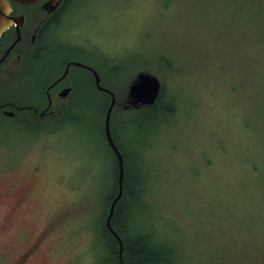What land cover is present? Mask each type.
<instances>
[{
    "label": "rangeland",
    "instance_id": "1",
    "mask_svg": "<svg viewBox=\"0 0 264 264\" xmlns=\"http://www.w3.org/2000/svg\"><path fill=\"white\" fill-rule=\"evenodd\" d=\"M52 42L56 54L93 65L114 93L117 142L151 145L154 215L138 217L171 250L162 264H264V0H75ZM55 61L51 75L62 68ZM140 72L160 79L174 116L125 106ZM72 73L79 90L60 118L31 128L0 117V264L105 258L107 97L87 72ZM31 88L26 80L12 93L30 103Z\"/></svg>",
    "mask_w": 264,
    "mask_h": 264
},
{
    "label": "flooded vegetation",
    "instance_id": "2",
    "mask_svg": "<svg viewBox=\"0 0 264 264\" xmlns=\"http://www.w3.org/2000/svg\"><path fill=\"white\" fill-rule=\"evenodd\" d=\"M74 1L41 0L36 4L27 5L9 0L12 20L0 36V60L12 45L15 46L0 65V93L5 95L0 100L1 118L36 128L46 120L47 123L68 113L67 101L79 90L78 79L72 73L73 68L87 72L95 90L110 97L108 93L99 90L92 69L99 74L103 86L102 78L93 65L80 61L70 54V56L58 55L51 49L55 30L63 22V18L73 6ZM53 7L56 8L50 10ZM63 39H68L62 35L61 41L72 46L68 49L72 53L77 45L70 44ZM50 57L56 59L55 64L61 61L62 66L61 70L59 68L60 71L57 70L58 72L52 75L49 72L51 71ZM43 63L44 67H42ZM68 65L69 72L64 76ZM26 80L32 81L30 92H34L30 103L20 101L15 92L12 93L14 86ZM68 89V95L62 97V93ZM7 91L10 94H7ZM7 111L12 112L13 115H6ZM27 119L31 122H26ZM107 144L109 146L108 142ZM35 249L34 246L33 250ZM24 259L25 257L22 256L20 264L24 262Z\"/></svg>",
    "mask_w": 264,
    "mask_h": 264
},
{
    "label": "trees",
    "instance_id": "3",
    "mask_svg": "<svg viewBox=\"0 0 264 264\" xmlns=\"http://www.w3.org/2000/svg\"><path fill=\"white\" fill-rule=\"evenodd\" d=\"M165 95V92L162 90L157 102L151 107L142 108L143 111L151 116L158 112L164 113L167 118L174 116L176 112L175 99L172 98V102L170 104L166 103V105L163 102ZM106 97L107 100L102 105L104 120L111 102L110 97L107 95ZM166 97H170V95H166ZM26 122L31 121L27 119ZM103 136L107 144L105 133ZM112 136L124 159L123 194L115 206L114 215L111 219V227L119 235L123 243L124 264H162L164 261L169 262L171 256V252L169 251L171 250L160 245L158 235L153 229V225H148L146 217H138V214L142 215L143 211L145 214L150 215L153 214L152 210H154L148 195L151 182L153 181V175L152 173L150 174L148 168L150 161L149 148L151 145L145 141H141L134 148H131V146L125 147L117 142L113 132ZM154 137H156L155 132ZM145 139L146 137H144ZM109 150L114 160L113 187L106 194L103 210L99 214L98 219L101 230L100 236L103 242L102 246L105 251V258L102 264H120L119 242L106 226V218L110 205L118 193L117 182L119 176L117 157L110 147ZM132 150L136 154L132 155Z\"/></svg>",
    "mask_w": 264,
    "mask_h": 264
},
{
    "label": "water",
    "instance_id": "4",
    "mask_svg": "<svg viewBox=\"0 0 264 264\" xmlns=\"http://www.w3.org/2000/svg\"><path fill=\"white\" fill-rule=\"evenodd\" d=\"M10 1L18 2L21 4L32 5V4H36L40 2L41 0H10ZM55 8L56 7H53L50 10H54ZM10 12H11V4L9 0H0V36L6 31V29L11 23L12 18L10 16ZM14 46L15 45H12L6 51V53L0 60V65L7 58L8 54L11 52ZM92 71L95 74L96 84L99 90L108 93L111 97L110 105L105 114L104 129H105L106 140L109 143V146L111 147L112 151L114 152L118 160L119 176H118V182H117L118 193L110 205L109 212L106 218V226L110 230V232L113 234L115 239L119 242L120 264H124L123 243L119 235L111 227V219L114 215L115 206L117 202L121 199L122 194H123V179H124V159L113 139L112 132H111V117H112L113 109L117 104V100H116L114 93L111 90L101 85V79H100L99 74L93 69ZM68 72H69V65L64 73V76L67 75ZM161 91H162V83L157 76H155L154 74L150 72H140L139 74H137L134 81L129 87V93H128L127 100L125 102V106L126 107L131 106L134 108H141V109L151 107L157 102L158 98L160 97ZM68 93H69V89L65 90L62 93V97H66ZM5 113L8 116L13 115V113L9 111Z\"/></svg>",
    "mask_w": 264,
    "mask_h": 264
}]
</instances>
